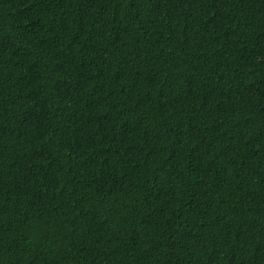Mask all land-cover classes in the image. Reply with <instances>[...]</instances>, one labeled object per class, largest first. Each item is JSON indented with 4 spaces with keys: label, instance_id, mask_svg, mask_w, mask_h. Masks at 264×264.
Here are the masks:
<instances>
[{
    "label": "trees",
    "instance_id": "trees-1",
    "mask_svg": "<svg viewBox=\"0 0 264 264\" xmlns=\"http://www.w3.org/2000/svg\"><path fill=\"white\" fill-rule=\"evenodd\" d=\"M0 264H264V0H0Z\"/></svg>",
    "mask_w": 264,
    "mask_h": 264
}]
</instances>
